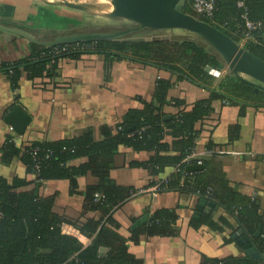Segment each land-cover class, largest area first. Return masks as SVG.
<instances>
[{"label": "crops", "instance_id": "0c3cea01", "mask_svg": "<svg viewBox=\"0 0 264 264\" xmlns=\"http://www.w3.org/2000/svg\"><path fill=\"white\" fill-rule=\"evenodd\" d=\"M51 6L59 10L61 8ZM45 7L38 0H0V23L25 29L37 36L46 30L56 31L52 30L56 24H66L67 27L75 23L69 17L71 9L62 10L61 15ZM38 12L42 16L36 18ZM59 29L56 31L59 32L57 36L67 34ZM31 44L19 37L14 42L0 45V177L12 179L26 176L27 180L33 182L27 190L39 185L42 196L54 198L53 211L59 216L82 223L89 220L105 222L106 228L118 239L116 244L125 245L129 253L142 264H214V259L247 258L244 248L235 237L242 229L238 228L231 215H221L216 206L211 214L212 220H204L197 227L193 221H200L207 216L203 213L199 219L194 218L201 199L199 196L173 187L156 192L151 190L152 186L164 182L176 172V167L169 166L164 173L153 175L149 168L142 166L141 163L149 161L153 153L120 147L113 155L104 185L125 190L145 188V192L129 194L123 203L110 211L87 209L92 190L101 185L97 176H80L75 183L70 180H51L37 184L35 177L26 173L25 166L18 158H14L10 164L3 162L4 145L10 136L16 139L18 145L54 143L84 136H91L95 143L105 142L107 134L119 132L120 125L131 110H142L153 103L156 81L160 78L176 80L168 93V103L161 105L160 111H155L169 121L174 105L172 100L184 99L191 105L198 99H207L211 92H220L219 87L225 78L231 77L225 74L224 66L220 68L222 74L218 77L209 73L213 78L208 84L189 80L178 82V75L165 66V58L156 61L131 51H97L95 45L69 54H58L56 47H53L44 54L41 50H32ZM38 60L49 62L41 77L30 80L22 68L27 62L37 63ZM6 65L9 68L19 66L22 70L19 87L15 90L11 78L4 72ZM15 106L31 117L24 135L10 131V126L5 122L6 116ZM213 108L209 120L205 121L203 128L200 127L203 129L202 134H194L195 161L203 165V180L219 196L226 193H237L245 198L254 196L262 217L259 224L262 233L264 107L257 108L245 102L239 105L213 102ZM196 128L199 129V124ZM167 141L174 142L171 138H167ZM86 162V158L77 159L72 162V166L78 167ZM182 185L180 179L178 187ZM158 211H167L175 217L169 226V236L151 235L147 229L150 219ZM220 215L230 223L223 227V231L215 230L210 225ZM145 217L147 223L143 224ZM220 222L216 223L221 225ZM75 231L87 240L82 242L72 235L84 246L93 242L95 236L88 238L75 227L63 225L65 234L71 235ZM101 249H105L102 256H106L108 249ZM257 261L254 264H258Z\"/></svg>", "mask_w": 264, "mask_h": 264}, {"label": "trees", "instance_id": "16d2710c", "mask_svg": "<svg viewBox=\"0 0 264 264\" xmlns=\"http://www.w3.org/2000/svg\"><path fill=\"white\" fill-rule=\"evenodd\" d=\"M209 1L214 4L213 16L208 18L202 15L200 19L220 29L238 43L241 41L242 34L236 31L242 22L243 14L247 13L252 21L264 23V0ZM239 2H243L245 8H239ZM184 12L193 14L192 0H187ZM225 25L227 28L224 27ZM254 39L256 42L250 41L245 45L246 49L264 61V34L255 33ZM92 44L96 46L97 51H131L135 55H142L156 61L165 58V66L178 75V82L189 80L197 84H208L213 77L206 71V68L210 66L212 69H218L224 66L219 54L209 51L202 40L182 39L175 42L150 43L97 41ZM31 46L32 50L38 49L44 54L50 51V48L34 44ZM34 55L35 53L32 57ZM48 62L46 60H38L37 63L27 62L22 68L23 73L26 72L30 80L37 76L41 77ZM4 69L5 74L11 78L12 88L17 89L22 70L19 66L9 68L7 65ZM174 82L176 80L172 78L158 79L153 103L142 110H131L123 124L120 125L119 132L115 135L107 134L108 139L103 143H95L91 136H84L54 143L34 142L18 145L11 142L12 137L10 136L4 145L3 162L10 164L14 158H18L25 166L26 173L35 177L36 183L51 180H70L75 183L78 177L89 174L99 177L101 185L92 190V198L88 201L87 209L91 211L113 210L123 203L132 191H137L114 189L104 185V179L109 175L112 157L120 147L135 152L153 153L149 161L141 163L142 166L149 168L153 175L164 173L166 167H176L178 172L169 178V188L188 190L191 194H196L197 188H212L203 180L201 173L204 167L202 164H198L195 160L183 163L190 152H194L196 148L194 134H202L203 129L201 128L214 111L213 102H224L228 105H239L245 102L257 108L258 106L264 107V91L256 90L248 82L241 81L234 76H227L219 87L220 92H211L207 99H198L191 105L187 104L184 99L172 100L174 102L173 111L170 113L172 118L167 121L164 116L157 115L155 111H160L161 105L168 103V93ZM198 124L199 129L196 128ZM144 127L147 128L146 131L140 133V129ZM167 138H171L174 142L169 143ZM35 149H40V151L35 152ZM168 152L173 154H167ZM81 158H86L87 162L78 167L72 166V162ZM36 166H39V169ZM196 172L199 173L195 179L187 178L184 184L178 187L184 173H195L196 175ZM190 180H194V184ZM32 183L27 180L26 176L22 178L16 176L12 179L0 177V264H142L129 253L125 245L116 244L118 239L106 228L105 222L89 220L87 223H82L57 215L53 211L54 198L42 196L38 189L39 185L27 190ZM95 193H103L107 201L95 203ZM213 193L212 201L217 202L221 215L223 213L231 215L238 228L250 236L263 258L262 261H257L230 257L223 260L214 259V264H254V261L264 264L262 252L264 229L261 235L256 237L258 226L262 222L256 200L245 198L237 193H226L219 196L214 189ZM212 218V215H207L200 221H193V224L198 227L204 220L208 221ZM174 219L171 213L158 211L150 219L147 229L151 235L169 236L171 234L169 226L172 225ZM217 221H221L222 224L216 223ZM217 221L211 222L210 225L218 231H223L225 225H230L223 216ZM65 224L75 227L88 238L95 236L93 242L84 246L79 239L82 242H87V240L78 232H72L71 235L63 233ZM101 248L108 249L106 256L100 254Z\"/></svg>", "mask_w": 264, "mask_h": 264}, {"label": "water", "instance_id": "95a60500", "mask_svg": "<svg viewBox=\"0 0 264 264\" xmlns=\"http://www.w3.org/2000/svg\"><path fill=\"white\" fill-rule=\"evenodd\" d=\"M43 3L57 5L83 12H97L100 16L112 19L123 20L125 30L108 32H84L75 34H64L56 36L53 40H41L36 34L22 28L3 25L0 23V45L14 42L17 38H24L27 42L37 46L53 48L64 44L92 43L97 41H112L114 43H150L170 41V36H140L145 32H162L183 30L194 34L195 40H202L209 51H215L223 59L230 74L241 81L248 82L256 90L264 91V61L253 55L236 40L228 36L220 29L210 23L184 12L187 0H95L92 4H71L68 2ZM206 71L220 76L222 69L213 70L210 66ZM249 76L256 82L244 78ZM6 124L12 127L16 134L24 135L31 117L19 106H15L6 116ZM217 203L205 198L199 200L195 219L202 214L211 215ZM143 224L146 217L142 220ZM140 222L138 223V225ZM261 234V226L258 227L256 237ZM70 235V234H69ZM240 236V238H239ZM238 243L244 248L247 258L262 261V255L253 244L251 239L240 230L235 235ZM105 249H101L102 251Z\"/></svg>", "mask_w": 264, "mask_h": 264}, {"label": "built area", "instance_id": "2783aa9c", "mask_svg": "<svg viewBox=\"0 0 264 264\" xmlns=\"http://www.w3.org/2000/svg\"><path fill=\"white\" fill-rule=\"evenodd\" d=\"M239 8H245V4L243 2H239L238 4ZM213 11H214V4L212 1L209 0H192V13L196 16H207L208 18H211L213 16ZM241 24L238 25L237 27V31L236 33H241L242 34V38L240 41L241 45H247L250 41L252 42H256V40L254 39V34L255 33H263L264 34V23L262 21H252L249 19L248 14L245 13L241 16ZM225 28H227V26H224ZM155 32H149V34L147 33V36H154L152 35ZM159 33V32H158ZM163 35H165V33H163ZM92 46H94L93 44H88V43H75V44H66V45H60L56 47V52L58 54H67L70 52H74V51H80V50H84V49H89ZM228 104V103H226ZM146 127L140 129V133H143L146 131ZM10 131H14V129L12 127H10ZM11 142H16V139H14V137H12ZM35 152H39L40 149H35ZM196 157V153L195 152H190V154L185 158L183 163H188V162H192L193 160H195ZM37 169H39V166H36ZM178 171L176 170V173ZM199 172L195 173H184L181 176V180L184 181L188 178V179H195L196 176L198 175ZM194 180H190V182H192V184H194L193 182ZM169 187V179H166L164 182L157 184L156 186H153L151 188V190L153 192L159 191L160 189H167ZM145 192L144 189H140L137 190L136 192H131V195H135V194H139V193H143ZM196 194L198 196H201L202 198L208 199V200H213L212 198L213 196V189L210 187L207 188H197L196 190ZM251 200H255L254 196L251 198ZM107 201V197L103 194V193H95L94 195V202L95 203H103ZM262 252L264 255V240H263V247H262Z\"/></svg>", "mask_w": 264, "mask_h": 264}, {"label": "rangeland", "instance_id": "374dc122", "mask_svg": "<svg viewBox=\"0 0 264 264\" xmlns=\"http://www.w3.org/2000/svg\"><path fill=\"white\" fill-rule=\"evenodd\" d=\"M2 1H8V0H2ZM65 1H68V0H48V2H65ZM76 1H79V0H76ZM38 2H41L42 4L46 5L47 7H45V8H48L54 14L60 13L62 15L63 14L62 10H68L69 9V8L67 9L65 7H61L59 10L58 7H53L50 4L43 3L41 0H38ZM94 2H95V0L92 3H94ZM71 10H72L71 13L74 15L72 16L70 13L69 17L70 18L72 17V19L75 20L74 21L75 23H71L74 26L69 24L70 26L65 27L66 24H64V25L62 24L61 26H58L59 24H56V25H54V27H52L53 29L52 28L51 29L57 31L60 28L59 30H62V31L64 30L67 32V34L68 33L69 34L84 33V32H108V31H116V30L120 31L121 30V24L127 23L126 21H123V20H112V19L102 17V16H100L99 13H97L95 11L94 12H83V11H79V10L73 11L74 9H71ZM55 11H57V12H55ZM192 15H194V14H192ZM35 16L37 18L38 16H42V14H40L38 12V14L36 13ZM194 16H196V15H194ZM196 17L201 18L200 16H196ZM56 31H47L46 30V31H43L42 34L38 37L40 39L41 38L44 39L45 41H50V40H53L57 36V34L59 33ZM159 33L160 34L165 33V35L168 34L170 36V39H171L169 42H175L176 40H182V39H192V40L196 39L194 37L195 36L194 34L189 33L187 31H183V30H174V31H165V32L162 31ZM152 35H156V34L153 33ZM146 36H147V34H146ZM243 47L246 48L245 45ZM212 52L214 54H217L215 51H212ZM220 59H222V58L220 57ZM223 63H224L225 74H228L230 76H234V75L230 74V71H229V69L226 66L224 61H223ZM244 78H246L247 80H249L251 82H256L254 79H252L249 76H244Z\"/></svg>", "mask_w": 264, "mask_h": 264}, {"label": "bare ground", "instance_id": "6f19581e", "mask_svg": "<svg viewBox=\"0 0 264 264\" xmlns=\"http://www.w3.org/2000/svg\"><path fill=\"white\" fill-rule=\"evenodd\" d=\"M94 0H79V1H76V0H68L66 2L68 3H71V4H92Z\"/></svg>", "mask_w": 264, "mask_h": 264}, {"label": "flooded vegetation", "instance_id": "af4514ba", "mask_svg": "<svg viewBox=\"0 0 264 264\" xmlns=\"http://www.w3.org/2000/svg\"><path fill=\"white\" fill-rule=\"evenodd\" d=\"M126 24H127V23H126ZM125 29H126V28L124 27V23H122V24H121V30H125ZM147 33H149V31L145 32V34H140V36H146ZM155 34H156V35H154V36H161V35H163V34H160V33H157V32H155ZM41 40H44V39L41 38ZM64 45H66V44H64ZM40 47H41V46H40Z\"/></svg>", "mask_w": 264, "mask_h": 264}, {"label": "clouds", "instance_id": "9594fccd", "mask_svg": "<svg viewBox=\"0 0 264 264\" xmlns=\"http://www.w3.org/2000/svg\"><path fill=\"white\" fill-rule=\"evenodd\" d=\"M93 43V42H92ZM60 46V45H59ZM57 47V46H56ZM149 223H150V221H149Z\"/></svg>", "mask_w": 264, "mask_h": 264}]
</instances>
